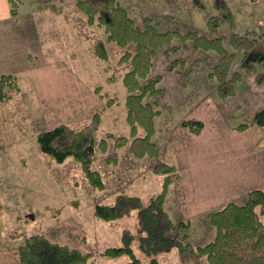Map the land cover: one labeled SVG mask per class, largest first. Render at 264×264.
Masks as SVG:
<instances>
[{"label":"rangeland","instance_id":"1","mask_svg":"<svg viewBox=\"0 0 264 264\" xmlns=\"http://www.w3.org/2000/svg\"><path fill=\"white\" fill-rule=\"evenodd\" d=\"M118 1L137 24L141 25L144 17H150L160 31L196 30L201 34L200 30H207V16L213 12L211 0H200L201 7L193 0ZM18 14V35L11 34L10 43L0 45L1 49L17 52L15 63L0 64V74H15L19 84V90L0 107V242L18 246L25 236L43 233L52 240L90 252L94 264H123L127 256L108 258L101 251L120 244L122 229L136 230V212L104 221L94 215L95 204L111 202L120 191L139 195L145 201L159 191L162 177L154 174L151 167L156 160L169 156L166 148L171 132L185 131L180 123L191 107L202 104L208 111L214 107L220 118L230 114L235 123L250 121V113L264 101V81L255 80L263 69L259 66L245 74L239 68V61H233L231 72L239 70L246 75L243 78L248 83L238 87L244 91L248 103L232 110L238 97L234 94L223 101L216 92L217 80L209 75L219 59L215 51L195 49L189 40L177 38L164 44L152 58L148 74L161 76L162 93L155 100L162 115L158 118L159 113L156 117L152 137L160 149L159 156L157 159L147 155L136 157L124 146L118 149V163L112 166L102 161L101 154L93 168L102 173L104 188L96 189L87 181L79 163L71 157L62 163L54 161L39 150L35 136L38 131L59 123L80 125L97 111L102 112L103 119L99 137L107 131L128 135L124 106L128 91L122 77L131 69V59L122 61V56L126 51L133 52V45L120 47L106 40L103 28L90 24L75 0H21ZM239 17L243 20L245 16ZM30 26L35 28L37 41L41 42L39 48L30 41L35 34H30ZM223 34L228 40L230 31ZM207 35L215 34L208 31ZM98 39L105 44L106 60L94 53ZM174 46L178 48L173 49ZM22 53H25L23 58ZM257 53L258 59L264 60V54ZM3 59L2 54L0 60ZM55 61L64 73V79L59 81L51 66ZM173 61L178 63L168 69ZM204 70V79H196L197 72ZM103 92L115 98L109 107L99 96ZM253 147L264 166V142H256ZM110 149H113L112 143ZM261 219L264 224V215ZM193 231L190 225L187 233L192 236ZM197 237L193 236L190 242H206H195ZM132 248L149 264L136 240ZM157 264H179L176 248L159 254Z\"/></svg>","mask_w":264,"mask_h":264},{"label":"trees","instance_id":"2","mask_svg":"<svg viewBox=\"0 0 264 264\" xmlns=\"http://www.w3.org/2000/svg\"><path fill=\"white\" fill-rule=\"evenodd\" d=\"M199 7L200 0H193ZM213 12L206 18V27L213 36L196 30L181 32L178 30L160 31L150 17H144L141 25L128 14L127 9L118 0H75L90 24L101 26L106 40L115 42L120 47L133 45V52L126 51L122 61L131 59V69L122 82L128 94L124 101L128 135L107 131L99 137L102 124V112H93L88 120L80 125L59 123L40 130L35 139L39 150L56 162L73 158L79 163L89 184L96 189H103L102 173L93 168L100 158L106 165L115 166L119 160L118 149L127 146L130 154L136 157L149 156L158 158L160 149L152 137L155 132L156 117L160 113L155 97L161 95L160 75L148 76L152 58L156 51L174 38L189 40L192 47L204 51H215L219 57L213 66L210 77H214L218 86L219 97L227 98L235 94V83L241 72H231L236 52L241 51L239 68L244 73L255 71L259 66L262 71L255 80L264 81V63L259 62L254 54L257 38L253 31L238 33L234 31L235 15L226 0H211ZM12 16H16L21 0H8ZM226 25L230 30L228 48L226 39L219 31ZM219 32V33H218ZM174 46L173 49H177ZM94 53L98 58L107 59V50L102 40L94 44ZM177 61L167 67L171 69ZM260 63V64H259ZM19 90L15 74H0V107L7 103ZM98 90V87L95 88ZM106 107L115 102L107 93H99ZM264 127V101L256 109L248 122L234 126L243 130L249 125ZM181 127L191 133H199L203 122L194 117H184ZM112 143L113 149H110ZM152 172L162 177L159 191L153 193L147 201L139 195L118 192L108 203H96L94 215L101 220L111 221L136 212L137 228L132 231L124 228L120 233V244L108 246L101 251L103 256L116 258L127 256L123 264H145L132 248L136 240L141 253L149 259V264H157V256L176 248L179 264H264V189L253 188L247 191L243 202L227 201L209 215V224L214 228L213 237L201 244H193L188 239L187 228L190 219L174 220L166 208L164 200L170 185L179 179L180 171L175 162L158 159ZM179 231H183L179 237ZM18 264H94L90 252L50 239L43 233H33L24 237L17 246Z\"/></svg>","mask_w":264,"mask_h":264},{"label":"crops","instance_id":"3","mask_svg":"<svg viewBox=\"0 0 264 264\" xmlns=\"http://www.w3.org/2000/svg\"><path fill=\"white\" fill-rule=\"evenodd\" d=\"M226 1L235 15L234 31L238 33L254 32L257 43L253 50L256 59H258L257 52L264 54V0ZM19 14L12 16L8 0H0V45L10 43L11 34L18 35L16 23L19 21ZM239 16L245 17L241 20ZM29 28L30 34L35 33L34 27L30 26ZM220 30H224V33L230 31L226 25L221 26ZM22 31L25 32L23 28ZM200 31L203 34L208 33L206 29ZM37 39L39 40L36 33L30 39L35 48H39L41 44ZM224 43L230 48L228 40L225 39ZM2 54L4 59L0 60V64L11 65L16 62L17 52L0 48V55L2 56ZM240 55L241 51H237L235 60L239 61ZM21 57H25V53H22ZM258 60L264 63L263 59L259 58ZM51 66L55 71L56 80L64 79V73L61 72L62 69L59 68L57 62H52ZM205 72V70L197 72L196 79H204ZM245 74H241L240 79L235 83V96L238 97V103L232 106V110L237 109L238 105L245 107L248 103L244 97V91L238 87L248 83L244 79ZM196 90L200 91L201 89ZM223 101H226V98ZM252 112L249 118H251ZM217 114L214 107L209 111L207 106L202 104L191 107L186 117L201 119L202 129L196 134L180 129L171 132L172 135L166 148L169 156L163 157L166 160L174 161L180 171L179 179L169 187L164 207L176 221L190 219L194 231L192 236L188 232L187 237L193 241L192 237L198 235L195 242H204L213 237L214 228L208 221L211 212L219 209L227 201L243 202L250 189L264 188V166L260 162L257 149L253 147L256 142L257 144L264 142V139L261 138L264 136L262 135L264 127L253 124L243 130H235L234 126L242 121L235 123L231 120L230 114L224 118H220ZM161 115L162 110L158 118ZM200 225H202L201 228H196ZM179 233L182 235V231ZM16 248V243L11 245L0 242V264H18Z\"/></svg>","mask_w":264,"mask_h":264}]
</instances>
